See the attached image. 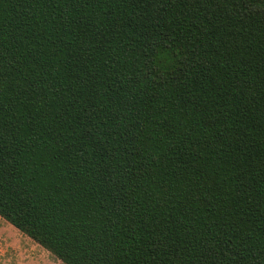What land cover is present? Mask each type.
Masks as SVG:
<instances>
[{"label": "trees", "instance_id": "trees-1", "mask_svg": "<svg viewBox=\"0 0 264 264\" xmlns=\"http://www.w3.org/2000/svg\"><path fill=\"white\" fill-rule=\"evenodd\" d=\"M0 218L62 264H264V0H0Z\"/></svg>", "mask_w": 264, "mask_h": 264}, {"label": "rangeland", "instance_id": "rangeland-1", "mask_svg": "<svg viewBox=\"0 0 264 264\" xmlns=\"http://www.w3.org/2000/svg\"><path fill=\"white\" fill-rule=\"evenodd\" d=\"M0 264H62L47 250L0 218Z\"/></svg>", "mask_w": 264, "mask_h": 264}]
</instances>
